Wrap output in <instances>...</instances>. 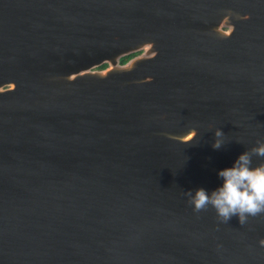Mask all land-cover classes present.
<instances>
[{"label":"water","instance_id":"1","mask_svg":"<svg viewBox=\"0 0 264 264\" xmlns=\"http://www.w3.org/2000/svg\"><path fill=\"white\" fill-rule=\"evenodd\" d=\"M257 141L264 0H0V264H264L184 194Z\"/></svg>","mask_w":264,"mask_h":264},{"label":"clouds","instance_id":"2","mask_svg":"<svg viewBox=\"0 0 264 264\" xmlns=\"http://www.w3.org/2000/svg\"><path fill=\"white\" fill-rule=\"evenodd\" d=\"M197 133L193 131L185 137L192 140ZM213 149H220L225 144V134L220 128L213 131ZM253 157L261 158L253 164ZM222 183L210 193L204 188L184 191L194 212H201L211 207L221 223H227L233 216L241 226L249 217L264 215V142L257 141L256 146L245 150L233 162L231 167L218 170ZM264 247V239L259 241Z\"/></svg>","mask_w":264,"mask_h":264},{"label":"trees","instance_id":"3","mask_svg":"<svg viewBox=\"0 0 264 264\" xmlns=\"http://www.w3.org/2000/svg\"><path fill=\"white\" fill-rule=\"evenodd\" d=\"M134 53H131L129 55H125V56H122L120 59H119V63H124L129 57H131ZM104 66H106V64H103L101 65L99 68H103Z\"/></svg>","mask_w":264,"mask_h":264},{"label":"flooded vegetation","instance_id":"4","mask_svg":"<svg viewBox=\"0 0 264 264\" xmlns=\"http://www.w3.org/2000/svg\"><path fill=\"white\" fill-rule=\"evenodd\" d=\"M139 53H140V52H135V53H134L131 57H129L128 59L134 57L135 55H137V54H139ZM128 59H127V60H128ZM127 60H126V61H127ZM126 61H125V62H126ZM104 67H105V66H104ZM104 67H103V68H104Z\"/></svg>","mask_w":264,"mask_h":264}]
</instances>
